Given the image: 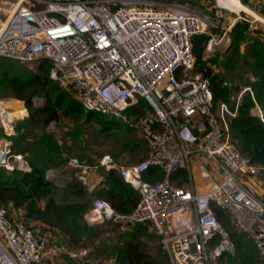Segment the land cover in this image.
Wrapping results in <instances>:
<instances>
[{
  "label": "built area",
  "instance_id": "built-area-1",
  "mask_svg": "<svg viewBox=\"0 0 264 264\" xmlns=\"http://www.w3.org/2000/svg\"><path fill=\"white\" fill-rule=\"evenodd\" d=\"M221 15L210 20L148 0H19L0 19V58L25 64L49 60V78L86 111L135 128L145 141L147 156L136 163L121 164L104 155L93 166L76 157L69 164L84 183L90 171L103 180L104 171L118 170L139 195L134 209L120 214L97 198L85 218L97 215L126 229L145 225L170 264H221L225 252H234L216 206L255 243L264 263V197L250 182L264 174V166L240 153L230 131L242 93L249 89L254 101L253 92L241 91L234 109L225 102L214 104L209 79L195 71L193 37L209 34L205 56L230 41L226 31L209 33L220 26ZM239 19L251 32L262 29L259 21L264 24L255 16ZM19 103L0 99V167L7 172L30 171L24 155L12 148L16 126L27 115ZM132 107L140 112H129ZM255 109L264 123V109ZM61 252L0 206V264H48Z\"/></svg>",
  "mask_w": 264,
  "mask_h": 264
},
{
  "label": "trees",
  "instance_id": "trees-1",
  "mask_svg": "<svg viewBox=\"0 0 264 264\" xmlns=\"http://www.w3.org/2000/svg\"><path fill=\"white\" fill-rule=\"evenodd\" d=\"M148 1L173 5L199 3L202 0ZM233 1L239 5L249 3V0ZM261 12L264 14V11ZM250 34L248 23L239 20L229 31L230 41L224 50L205 56L209 39L207 33L193 37L192 47L196 58L195 71L209 79L214 104L225 102L234 109L235 98L243 87L253 92L254 101L249 89L242 93L237 114L230 120V131L240 153L251 164L264 166V123L254 112L256 105L264 109V38ZM214 64L224 66L226 73H240V81L233 80L234 76L227 80L225 74L213 70ZM50 66V61L46 59L36 62L34 67H28L14 60L0 58V97L24 101L27 108V115L16 126L12 148L22 153L30 166L29 172H7L0 167V206L11 204L13 209H23V222L27 226V223H39L40 227H29L42 234L57 230L71 244H83L100 238L104 233L103 227L111 224L103 222L90 225L86 221L85 214L95 199L106 200L117 213L126 214L134 209L139 195L122 180L118 170L104 171L101 185L91 190L78 179V169L69 178L61 180L48 178L47 170L68 164L74 157V151L78 154L88 146V124L96 125V137L118 139L120 136L122 140L117 145L127 149V152L140 154L137 162L147 156L148 146L144 140L136 138L135 128L98 112L86 111L67 89L49 78ZM247 73L249 78H245ZM36 95L45 100L37 107L32 105V98ZM139 106H142L141 101ZM129 112L140 111L132 107ZM62 118L72 122L71 128L60 135L47 128L48 124ZM151 171H148L147 177ZM258 177L264 186V174ZM214 212L228 230L234 246L233 253L225 252L220 257L221 264H264L255 243L234 229L228 214L218 206L214 207ZM145 232L146 226L137 224L128 236L126 231L117 238L112 246L114 264H170L163 250L159 248L151 253L140 241V236ZM67 255L53 264H75L72 257Z\"/></svg>",
  "mask_w": 264,
  "mask_h": 264
},
{
  "label": "rangeland",
  "instance_id": "rangeland-1",
  "mask_svg": "<svg viewBox=\"0 0 264 264\" xmlns=\"http://www.w3.org/2000/svg\"><path fill=\"white\" fill-rule=\"evenodd\" d=\"M18 1L19 0H0L1 20H5L8 17V11L13 9V7L18 3ZM120 1L125 2L128 0H120ZM154 4H156L159 7L166 6L157 3ZM167 6H177L185 10H188L190 12H193L201 17H207L210 20L217 18L216 14H218V12L221 11L222 15L220 17L221 20L220 26L218 28L210 29L209 31L213 34H222V32L226 31L227 33L226 38L227 35L229 36V31L231 30L233 25L239 20H241L239 19L240 17H244L248 20H252L254 19L255 16L257 19L261 21L264 20V14L261 12L264 11V0H249L248 4L241 3L240 6L245 8V10L239 9L236 6H234L231 3V0H202L199 3L173 4ZM258 24L262 26L261 27L262 29L256 32H251L252 34H250V36H257L264 38V24L262 22L260 23V21L258 22ZM207 27L209 29L210 25ZM227 42L229 44V41L223 40L219 45H217L214 48L213 52L215 53L218 50H224L228 46ZM22 64L28 67H34L36 63H29V64L22 63ZM212 68L216 72L225 74L227 80H230L232 76H234L233 80H235L236 82L240 81L238 76V74L240 73L237 72L226 73L224 70V66L217 64L212 65ZM245 78H249L248 73L245 74ZM251 79L253 80V78ZM245 88L243 87L241 91H243ZM34 98H38L36 103L34 101L32 102V105L35 107L40 106L45 102L44 98L40 95H36L32 99ZM0 99H7V98L0 97ZM14 100L20 101L19 104H23L25 106L24 101H21L19 99H14ZM254 112L257 114L256 109H254ZM71 126H72V122H70L66 118L65 119L62 118L58 122H51L50 124H48L47 128L60 135L63 132H65V130H67L68 128H71ZM94 128H96V125L91 126L90 124H88L86 128V137L89 138L88 146L85 147L84 150L82 151L80 150L78 154L75 153V151L73 152L74 157L78 158L79 161L93 166L95 161L100 159L102 156L110 155L112 158H114V160L122 164L137 162L136 160H138L140 154L136 155L135 153L127 152V149H123L119 147V145H117L118 142L122 140L120 136H118V139L115 137H109L108 139L103 137H96L94 136L95 133ZM136 138L137 139L140 138L137 133H136ZM76 169L77 167L70 165L69 168L66 169L68 176H71L72 173H74V170ZM52 174H53L52 171L50 170L47 171V176L50 177L51 179L58 178L59 180H61L63 178H66L65 176L64 177L52 176ZM4 207L8 211L9 216L13 220L23 222V214H24L23 209H13L11 207V204ZM27 224L31 227L41 226L39 223L36 222L27 223ZM133 227L134 226L132 227L130 226L127 227L126 229V226L120 227V225L107 224L105 225V227H103L104 233L100 236V238L86 241L83 244H81V242H79L78 244H71L68 238L65 235L59 233L57 230H53L51 232H45L44 236L47 238V241L49 244H51V246L55 245V246H60L62 248V252L59 255H57L52 260V262H50V264L55 263L61 257L63 258L65 256H68L67 254L69 253L75 255L72 256L73 257L72 259L75 261V264H114L113 262L114 258L112 257V246L114 242H116L117 238H119V236H122L123 233L126 232V230L128 236V233L132 230ZM139 239L147 246L148 250L151 253H154L155 250L159 248L162 250L159 239L154 234L150 233L147 230V228H146V232L142 234ZM83 249L86 250V253L84 255L80 254L81 250Z\"/></svg>",
  "mask_w": 264,
  "mask_h": 264
},
{
  "label": "crops",
  "instance_id": "crops-1",
  "mask_svg": "<svg viewBox=\"0 0 264 264\" xmlns=\"http://www.w3.org/2000/svg\"><path fill=\"white\" fill-rule=\"evenodd\" d=\"M69 166H70V164L68 163V164H66L64 166L56 167V168H51L49 170L53 172L52 176H62V177L65 176L66 178H69L70 176H68L67 171H66V169H68ZM96 174L97 173L95 171L94 172L93 171H90L88 173V175H87V182L85 184L89 187L90 190L96 188L99 185H101V182L103 181V180H98ZM250 182H251L252 186L254 187L256 193L258 195L264 197V186H263L262 179H260L258 176H255V177L250 178ZM86 221L90 225H95V224H101V223H103V222H101L99 216H97V215H95L92 220L91 219H86ZM70 257H72V256H70ZM112 257L115 258V254H113V252H112ZM113 262H114V260H113Z\"/></svg>",
  "mask_w": 264,
  "mask_h": 264
},
{
  "label": "bare ground",
  "instance_id": "bare-ground-1",
  "mask_svg": "<svg viewBox=\"0 0 264 264\" xmlns=\"http://www.w3.org/2000/svg\"><path fill=\"white\" fill-rule=\"evenodd\" d=\"M231 3H232L234 6H236L237 8L242 9V10H245V8H243V7H241L240 5L236 4V3L233 2L232 0H231Z\"/></svg>",
  "mask_w": 264,
  "mask_h": 264
},
{
  "label": "clouds",
  "instance_id": "clouds-1",
  "mask_svg": "<svg viewBox=\"0 0 264 264\" xmlns=\"http://www.w3.org/2000/svg\"><path fill=\"white\" fill-rule=\"evenodd\" d=\"M48 177V176H47ZM48 178H50V177H48Z\"/></svg>",
  "mask_w": 264,
  "mask_h": 264
}]
</instances>
